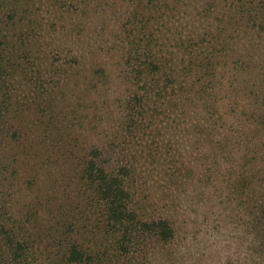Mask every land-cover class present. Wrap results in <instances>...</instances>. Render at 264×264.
<instances>
[{"label": "trees", "instance_id": "obj_1", "mask_svg": "<svg viewBox=\"0 0 264 264\" xmlns=\"http://www.w3.org/2000/svg\"><path fill=\"white\" fill-rule=\"evenodd\" d=\"M37 1L0 0V264H264V0H129L118 142L45 97Z\"/></svg>", "mask_w": 264, "mask_h": 264}, {"label": "rangeland", "instance_id": "obj_2", "mask_svg": "<svg viewBox=\"0 0 264 264\" xmlns=\"http://www.w3.org/2000/svg\"><path fill=\"white\" fill-rule=\"evenodd\" d=\"M128 2L129 0H61L57 3L54 0H38L33 7L38 19L43 18L45 23L41 32L46 35L47 45L43 52L50 53V59H53L55 65L58 64L56 72L52 71V74L58 77L68 66H74L66 73V77L71 79L72 72L76 71L75 78L69 83L70 88L64 82L45 93L49 101L54 98L63 101L61 114L69 120L67 124L71 125L69 131L72 132L74 141L85 132L91 133V138L99 137L103 141L111 138L118 142L117 122L105 125L111 132L106 137L102 128L93 129L90 121L95 114L97 102L106 106L103 111L105 119L117 117L114 109L120 106L119 99L122 100L128 87L125 76L121 74L125 45L128 44V40L122 41L121 35L127 34L125 27H134L126 19L129 16L127 9L130 8ZM25 13L24 11L21 16ZM158 20L159 17H156L155 21L148 23L150 30H157ZM165 72L164 65L161 73L163 80ZM51 78L55 76L50 75L48 83L52 81ZM139 182L140 180L138 183L135 180L134 183L139 186ZM50 184L52 183H45L42 187H51ZM193 259L197 261L196 257Z\"/></svg>", "mask_w": 264, "mask_h": 264}]
</instances>
